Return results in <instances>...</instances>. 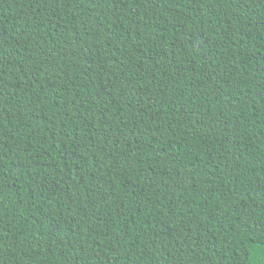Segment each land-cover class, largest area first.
I'll return each instance as SVG.
<instances>
[{
	"label": "trees",
	"instance_id": "16d2710c",
	"mask_svg": "<svg viewBox=\"0 0 264 264\" xmlns=\"http://www.w3.org/2000/svg\"><path fill=\"white\" fill-rule=\"evenodd\" d=\"M0 264H264V0H0Z\"/></svg>",
	"mask_w": 264,
	"mask_h": 264
}]
</instances>
